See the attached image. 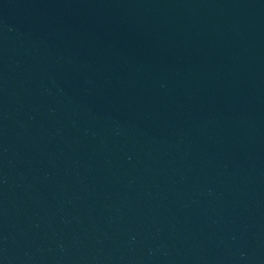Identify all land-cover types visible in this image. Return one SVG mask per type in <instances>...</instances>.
<instances>
[{
    "label": "water",
    "instance_id": "obj_1",
    "mask_svg": "<svg viewBox=\"0 0 264 264\" xmlns=\"http://www.w3.org/2000/svg\"><path fill=\"white\" fill-rule=\"evenodd\" d=\"M0 264H264V0H0Z\"/></svg>",
    "mask_w": 264,
    "mask_h": 264
}]
</instances>
